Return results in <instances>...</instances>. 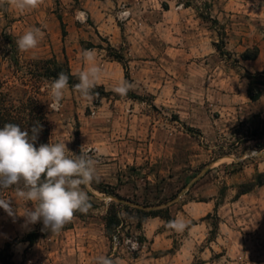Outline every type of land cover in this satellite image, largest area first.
<instances>
[{
	"label": "rangeland",
	"instance_id": "374dc122",
	"mask_svg": "<svg viewBox=\"0 0 264 264\" xmlns=\"http://www.w3.org/2000/svg\"><path fill=\"white\" fill-rule=\"evenodd\" d=\"M33 28L43 33L38 46L18 50L16 39ZM222 37L231 57L216 46ZM86 49H96L113 84L97 85L91 99L69 85L60 109H49L54 79L43 62L80 63ZM248 50L258 57L245 60ZM118 54L131 76L126 96L112 91L116 65L103 75ZM248 72H264V0H42L24 11L0 0L1 104L18 106L30 134L43 112L48 143L70 139L68 155L87 152L100 176L84 189L95 207L33 246L26 237L43 222L20 215L31 207L16 196L22 185L3 188L0 200L17 213L0 207V252L17 240L4 253L10 264H96L100 256L116 264H264V185L239 196L264 174V87L251 100ZM113 203L121 215L111 240ZM136 204L170 216L140 225ZM177 218L183 231L170 226Z\"/></svg>",
	"mask_w": 264,
	"mask_h": 264
},
{
	"label": "clouds",
	"instance_id": "9594fccd",
	"mask_svg": "<svg viewBox=\"0 0 264 264\" xmlns=\"http://www.w3.org/2000/svg\"><path fill=\"white\" fill-rule=\"evenodd\" d=\"M7 3L19 11L38 8L42 0H7ZM43 33L39 28L25 31L16 39L18 50L24 52L35 49ZM86 67L74 73L77 83L74 90L83 99H91L93 90L102 77V68L96 62V54L91 49L82 53ZM69 88V76L59 73L48 86L49 109L59 110L65 92ZM129 81L121 80L112 91L126 96L131 90ZM41 125L37 122L31 129H23L15 123H5L0 127V188L17 187L16 196L31 207L26 208L23 215L27 222L35 224L43 222L42 231L58 232L73 219L76 212L86 213L90 208L89 197L84 189L94 181L99 182L100 176L95 162L89 154L81 150L80 154L69 156L70 151L63 141L44 143L35 146ZM83 186V187H82ZM11 200H0L9 215H15ZM177 231H183L186 221L177 218L170 222ZM96 264H116L108 256L97 258Z\"/></svg>",
	"mask_w": 264,
	"mask_h": 264
},
{
	"label": "trees",
	"instance_id": "16d2710c",
	"mask_svg": "<svg viewBox=\"0 0 264 264\" xmlns=\"http://www.w3.org/2000/svg\"><path fill=\"white\" fill-rule=\"evenodd\" d=\"M216 46L219 50V52L223 56H228L231 57L229 52H226L225 50V40L222 37V40L219 43H216ZM114 50V48H113ZM116 59L123 64L124 69H125V74H126V81L131 80L130 72L128 65L125 63V57L121 54H118ZM258 57V52H255L252 54V51L248 50L243 54V58L245 60H253ZM239 64V61H236ZM43 67L41 68L42 70L44 69L46 76L50 78H57L58 74L63 72L69 76V85L73 87L78 81L74 73L71 70L70 65L67 64H62L58 60L52 58L49 60H46L43 62ZM247 78L250 80L249 84V89H248V94L251 100L253 101H258L261 99L263 93H262V87H264V72L253 74L248 72ZM93 95L98 97L97 92L95 90L93 91ZM0 108V127H3L5 123H15L18 124L22 130L27 129L30 130L28 126V122L26 118H22L21 114L23 113L22 111H18V106L15 104H1ZM38 122L39 125H41L40 132L37 135V139L35 141V146L39 147L40 144L48 143L49 141V135H50V129H49V124L46 120V117L44 116L43 112H40L38 115ZM30 134V133H29ZM31 135V134H30ZM22 185V184H21ZM258 185H264V174H260L258 180L251 184V187L243 190L239 193V196L244 195L250 191H252L256 186ZM0 193L4 194V189L0 188ZM111 195L124 200L120 194L117 193H111ZM90 203V209L95 207V204L89 200ZM137 207L135 208L136 210L133 212L132 217L135 218L140 225H143V223L152 216H161L164 218H167L170 216V213L167 211L166 214H162L161 211H156L153 209H150L149 206H141L140 204H136ZM85 213L82 212H76L73 217L79 216L83 217ZM120 211L118 209V205L116 203H113L111 208L109 209L107 220H106V231L108 236L113 240L116 236V233L118 232V228L120 226ZM43 224L34 231H31L27 237L26 241L30 243L31 246L35 245L40 238L44 237L46 235V231H42ZM17 240H15L13 243H7L5 249L0 252V263L2 264H10V260H7L6 257H4V253L6 251H10L11 247L14 243H16Z\"/></svg>",
	"mask_w": 264,
	"mask_h": 264
},
{
	"label": "crops",
	"instance_id": "0c3cea01",
	"mask_svg": "<svg viewBox=\"0 0 264 264\" xmlns=\"http://www.w3.org/2000/svg\"><path fill=\"white\" fill-rule=\"evenodd\" d=\"M107 22L105 21V22H102V21H100V20H96L95 21V25H96V28L99 30V33L101 34V35H105L106 37H108V40L111 42V43H113V45L114 46H119V44H118V42H116V39H117V34H112L111 32H110V30L108 29V27H107ZM95 50L96 49H94L93 51H94V53H95ZM102 51H104V49H102ZM82 53L83 52H81L79 55L81 56V61H80V63L78 62V59L75 57H71L70 58V65H71V68H72V71H73V73H76V72H78V71H80V70H82L84 67H86L85 66V64H84V61L82 60ZM115 63V64H114ZM108 64H112V65H116L115 67H116V69H117V77H118V80L119 81H121V80H123V79H125V72H124V68H123V66L120 64V63H117V62H106V64H105V73L103 74V75H108V73H107V71H108V67H109V65ZM107 65V66H106ZM113 83H112V80L110 79V78H108V77H105V76H102L101 77V80L99 81V83H98V85H104V86H111Z\"/></svg>",
	"mask_w": 264,
	"mask_h": 264
}]
</instances>
